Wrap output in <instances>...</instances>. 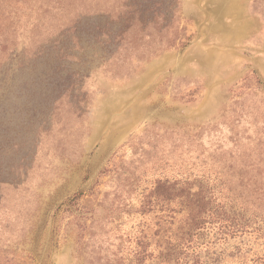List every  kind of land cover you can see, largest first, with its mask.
<instances>
[{"label":"rangeland","instance_id":"obj_1","mask_svg":"<svg viewBox=\"0 0 264 264\" xmlns=\"http://www.w3.org/2000/svg\"><path fill=\"white\" fill-rule=\"evenodd\" d=\"M223 162L264 166V0H0V264H264L145 206Z\"/></svg>","mask_w":264,"mask_h":264},{"label":"trees","instance_id":"obj_2","mask_svg":"<svg viewBox=\"0 0 264 264\" xmlns=\"http://www.w3.org/2000/svg\"><path fill=\"white\" fill-rule=\"evenodd\" d=\"M171 203H177L186 211L185 221L175 235L182 246L189 247L196 233L206 227L212 228L219 238L253 232H262L261 238H264V228L258 224L264 227V166H234L223 162L208 177L191 182L185 178L180 184L156 183L146 197L145 206L171 211ZM156 244L158 250L154 254L155 250L150 249L145 238L135 240L134 264H145L152 259L156 264L167 263L177 255L175 248L180 246H173L169 241Z\"/></svg>","mask_w":264,"mask_h":264}]
</instances>
